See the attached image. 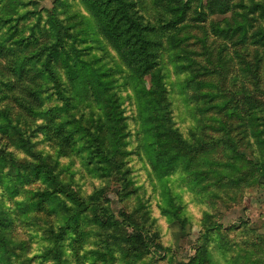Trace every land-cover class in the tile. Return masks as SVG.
Masks as SVG:
<instances>
[{
	"label": "rangeland",
	"instance_id": "374dc122",
	"mask_svg": "<svg viewBox=\"0 0 264 264\" xmlns=\"http://www.w3.org/2000/svg\"><path fill=\"white\" fill-rule=\"evenodd\" d=\"M176 4V29L145 35L160 36L167 98L152 130L81 3L0 0V264H192L203 249L206 264H264V62L249 41L264 34V0ZM135 10L149 25L162 14L150 0ZM52 25L90 69L70 81L56 65L66 88L44 100ZM59 97L63 112H29Z\"/></svg>",
	"mask_w": 264,
	"mask_h": 264
},
{
	"label": "trees",
	"instance_id": "16d2710c",
	"mask_svg": "<svg viewBox=\"0 0 264 264\" xmlns=\"http://www.w3.org/2000/svg\"><path fill=\"white\" fill-rule=\"evenodd\" d=\"M77 1L94 16L100 35L117 53L123 62L129 77V82L131 84L133 83L134 96L135 94L138 96L137 99L139 101V114L137 116L139 120L142 121V126L144 128L156 130L157 126L153 125L155 120L154 115H156L155 113L157 112L160 103H166L167 101V98L165 97V84L160 82L161 77L158 75L160 73V68L157 67L159 56L158 51L160 49L161 43L158 40L160 38L158 34H152V39L146 37L145 35L148 32H156L154 30L155 27H158L157 31L161 32L162 36H165L163 33H168L176 29L177 25L179 24L177 20H174V16L178 12L176 0H165L164 4H161L159 0H150L155 2V6L159 7L160 9L158 12L162 13L156 17L154 25L142 23V17L138 15V12L135 10L138 0H130L131 2H128L129 0ZM49 32L54 34V38L51 37V40L53 41L55 39V42L53 45H51L50 49L47 50L48 56L47 58L45 57L44 64L47 63L48 65L47 70L49 74L47 79H51L53 85H41L39 87V95H45L43 96L44 100H47L51 97V94L48 92L54 91L55 95L59 96L66 88V84L64 82H61L60 80V82H57L56 80V78L58 79V73L55 70L56 65L64 67L66 74L70 78L73 76V79H70V81H75L74 79L78 71H89L90 69L89 65L86 64V61L79 60L77 57H74V54H71L74 51V45L72 43L69 46L63 44V40L59 36V30L54 28L52 25V30H49ZM251 35L249 36L250 44L263 49L261 53L255 52L253 56L254 65L256 68H258L260 63L264 62V34ZM244 36L245 34L243 37ZM174 37L175 36L172 33L167 36L165 40L166 45L171 51L177 50L179 44V40H176ZM241 40L243 41V39ZM155 47L157 48L151 49ZM70 54L73 56V58L70 56ZM144 74L149 76L150 81L153 79L154 84L151 82L148 87L146 83L140 79ZM255 91L258 92L257 89H255ZM260 93L264 96L263 92L260 91ZM57 101V104L49 107L41 106L34 109L30 108L29 112L32 114L34 111L36 115L52 112H63L65 107L63 98L59 97ZM164 107L165 104L162 106V109H164ZM88 120V125H90L94 120V116L91 115ZM252 120H254L252 116H250L249 119L247 118L249 126H251ZM255 125L257 126L256 123ZM262 127L264 128V120ZM150 144L156 149L163 146V144L158 139L152 140ZM158 150L163 152L161 148ZM31 153L32 152H30L29 155H31ZM105 162L108 163V161L97 162L101 171L106 170ZM150 165L154 174L156 176L158 175L159 177H163L166 173H169L172 167V165L166 167V163L162 164V160H158L157 162L153 163L152 159L150 160ZM96 171L99 170L97 169ZM261 175H264L263 170L261 171ZM139 239V237H131L129 238V242H135V240ZM206 253V250L203 249L200 257L192 260V262L196 260L199 262H193L192 264H206L204 263V255Z\"/></svg>",
	"mask_w": 264,
	"mask_h": 264
}]
</instances>
